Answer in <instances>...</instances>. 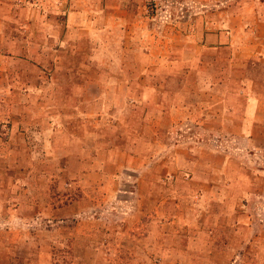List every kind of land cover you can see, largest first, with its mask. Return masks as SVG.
<instances>
[{"label":"rangeland","instance_id":"1","mask_svg":"<svg viewBox=\"0 0 264 264\" xmlns=\"http://www.w3.org/2000/svg\"><path fill=\"white\" fill-rule=\"evenodd\" d=\"M245 56L264 0H0V264H264Z\"/></svg>","mask_w":264,"mask_h":264},{"label":"crops","instance_id":"2","mask_svg":"<svg viewBox=\"0 0 264 264\" xmlns=\"http://www.w3.org/2000/svg\"><path fill=\"white\" fill-rule=\"evenodd\" d=\"M217 39H218V36H217ZM220 43H222V41ZM213 47L216 48V50H214V53L217 56L220 53V51H218L217 46H212V48ZM224 60L228 61L227 66H228V71L231 72L230 74L231 76L235 78V75H233V72H236L237 70L240 73L237 78L238 80L234 79V81L236 82L238 86V97L243 98V101L245 102L244 111L241 113L243 115L242 118L244 120V126L248 128V127H251L254 122H263L264 121V70L263 68L261 69L260 74L257 72L256 75H252V73L250 74V71H248L245 68L246 56L245 58L238 57L237 60L234 57L229 58V59L225 58ZM259 63L264 64L262 59H260ZM235 66H238V67L234 68ZM245 73L249 74L248 77H246V79H244Z\"/></svg>","mask_w":264,"mask_h":264}]
</instances>
